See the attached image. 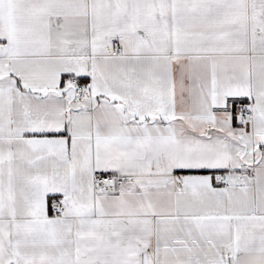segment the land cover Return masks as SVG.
<instances>
[{
	"label": "snow or ice",
	"instance_id": "1",
	"mask_svg": "<svg viewBox=\"0 0 264 264\" xmlns=\"http://www.w3.org/2000/svg\"><path fill=\"white\" fill-rule=\"evenodd\" d=\"M0 264H264V0H0Z\"/></svg>",
	"mask_w": 264,
	"mask_h": 264
}]
</instances>
